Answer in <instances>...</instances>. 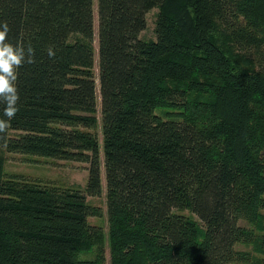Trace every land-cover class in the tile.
Listing matches in <instances>:
<instances>
[{
    "label": "trees",
    "instance_id": "1",
    "mask_svg": "<svg viewBox=\"0 0 264 264\" xmlns=\"http://www.w3.org/2000/svg\"><path fill=\"white\" fill-rule=\"evenodd\" d=\"M96 15L97 73L92 0H0L8 39L35 52L0 147L88 172L83 189L8 178L0 154V264L104 263L96 79L110 264H264V232L239 223L264 209V0H97Z\"/></svg>",
    "mask_w": 264,
    "mask_h": 264
},
{
    "label": "rangeland",
    "instance_id": "2",
    "mask_svg": "<svg viewBox=\"0 0 264 264\" xmlns=\"http://www.w3.org/2000/svg\"><path fill=\"white\" fill-rule=\"evenodd\" d=\"M94 9V72L97 73V15L96 6L97 0H92ZM157 16V8H152L146 14V27L140 32L139 37L144 40L155 39V21ZM155 113L165 117L167 111L166 107H157L154 109ZM96 116L98 123L94 131L98 137L99 143V170L102 184V192L99 196L87 197V202L93 206L99 207L100 212L98 215L88 217L90 224L98 225L102 229V246L104 247V263L109 262V241H108V219L106 210V197H105V176L103 166V150H102V135L100 126V99L98 92V80L96 79ZM0 154L4 157V176L20 177L25 180L38 181L41 183L54 184L60 187H70L83 189L87 182L88 172L85 163L77 162L67 159H57L52 157L38 156L32 154L14 153L8 152L3 147H0ZM182 213L190 216L198 221L195 215L188 210H182ZM261 221L257 218L255 221L250 220L247 216H243L239 219V223L248 232L252 234H258L264 232L263 229H259L258 225H264V209L261 210ZM237 251L249 252L252 255H256L253 244L247 240H240L235 244ZM97 247L93 246L89 251L81 252L80 257L93 259L96 255ZM258 255V254H257ZM230 264H247L242 261H232Z\"/></svg>",
    "mask_w": 264,
    "mask_h": 264
},
{
    "label": "clouds",
    "instance_id": "3",
    "mask_svg": "<svg viewBox=\"0 0 264 264\" xmlns=\"http://www.w3.org/2000/svg\"><path fill=\"white\" fill-rule=\"evenodd\" d=\"M10 26L6 21L0 22V104L3 105V116L0 117V135H6L11 120L19 111V94L16 86L17 70L24 63L35 61V52L31 46L25 48L19 43H12L8 39ZM50 58L55 52L50 47L48 50Z\"/></svg>",
    "mask_w": 264,
    "mask_h": 264
}]
</instances>
